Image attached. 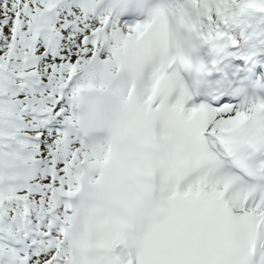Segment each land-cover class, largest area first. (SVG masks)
I'll use <instances>...</instances> for the list:
<instances>
[{
    "label": "snow or ice",
    "instance_id": "obj_1",
    "mask_svg": "<svg viewBox=\"0 0 264 264\" xmlns=\"http://www.w3.org/2000/svg\"><path fill=\"white\" fill-rule=\"evenodd\" d=\"M0 264H264V0H0Z\"/></svg>",
    "mask_w": 264,
    "mask_h": 264
}]
</instances>
